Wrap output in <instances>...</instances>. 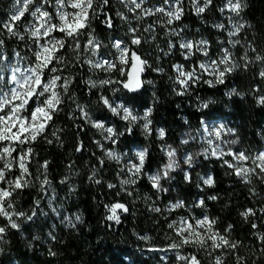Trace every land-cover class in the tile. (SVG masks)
<instances>
[{
    "label": "trees",
    "instance_id": "obj_1",
    "mask_svg": "<svg viewBox=\"0 0 264 264\" xmlns=\"http://www.w3.org/2000/svg\"><path fill=\"white\" fill-rule=\"evenodd\" d=\"M244 2L247 6L237 17L228 11L223 13L219 11L225 0H213L212 6L201 15H196L191 0L184 1V15L181 21L172 27L182 29L188 40L208 41V57L197 53L189 60H185L178 46L167 55L165 53L168 50L160 53L157 46L166 45L169 40L165 28L161 29L160 24L156 25L158 31L155 33V41L148 38V42L130 46L142 58L147 59L151 67L142 74L144 84L138 91L130 92L123 88L121 83L118 85L122 87L127 102L133 108L140 112L147 108L152 109L150 117L152 131L150 135H146L144 130L135 124L131 133H128L125 131L127 123L123 128H116L117 132L124 133L116 138L118 151L123 155L125 152L130 153L137 146H144L148 149L144 171L150 175L155 174L167 162L161 148L162 142L156 135L157 128L164 129L165 140L176 150L180 165L175 171L170 172L169 178L161 181L168 191L165 194L157 193L145 177L135 186H128V190L132 192L131 196L124 192L117 195L116 193L120 191L117 172L122 165L106 158L104 150H100L95 143L94 130L87 126L82 118H77L80 115L79 111L66 97L65 103L61 105L63 111L57 113L52 122L55 128L61 129L60 141L51 136L53 129L50 126L48 138L52 139L53 143L48 144L43 139H38L32 145L34 158L29 168L33 173V186L25 188L13 197L17 211H23L28 215L35 211L36 215L32 220L23 218L18 220L20 229L9 228L4 234L0 264H127L125 257L134 260L135 264H157L153 258L144 257L152 251L143 248L144 243L139 241L138 236L150 237L149 245L156 249V253L168 249L170 243L177 237L175 232L168 228V223L176 218L173 213L165 211L155 213L151 208L155 207L154 202L159 199L157 207L165 209L167 201L173 195L181 198L185 204L181 210L183 217L201 218L207 215L216 220L215 228L221 233L231 225L228 236L231 240L240 242L236 252L244 257L246 264H264V243L256 236L257 232L264 233V213L260 212V209L264 208V181L253 177L252 182L246 184L232 174L231 169L222 166L220 160L211 156L206 159L200 154L209 146L204 148L195 144L192 147L191 144L189 149L188 144L182 143L185 135L193 137L192 135L206 122L219 125L231 121L230 129L235 130L232 139H238L240 145L235 150H246L253 156L262 152L264 105L257 101L260 96H264V78L259 76L264 64L255 62L250 64L247 70L238 68L225 77L223 84H215L214 87L203 82L211 78L205 75L200 83L192 86L184 95L176 94L174 88L178 86L174 85L171 79L175 76L173 64H183L186 69H190L193 64L204 62L206 59H217L221 49L225 47L229 48L240 64L244 63L241 60L245 51L244 45L251 44L256 48V53L264 55V0ZM6 5L8 8V0H0V21L3 12L4 15L6 13L5 8L3 9ZM118 6V2L109 0V4L104 6L98 18L93 21L94 35L103 42L116 37L122 39L123 25L117 17ZM105 13L112 17V28L106 27L103 23ZM229 16L236 22H246L250 27L246 26L237 37H229L227 34L231 30ZM4 17L8 19L7 16ZM155 21H161L160 15L136 21L134 26L139 27L141 32L147 23L152 24ZM219 23H223L225 29L216 28L215 25ZM18 27L22 30L23 23L20 22ZM140 32L137 35H140ZM0 39L5 41L3 48L5 55L10 57L14 52H19L23 57H30L27 52V38L25 41L9 38L6 31L0 29ZM229 39H239L241 44L233 48L228 43ZM247 51L249 57L256 55L250 48ZM68 58L71 59V53H68ZM155 68H163L164 71L162 73L153 71ZM63 74L75 77L69 94L74 93L76 101L91 114L100 111L99 119L110 123L113 116L101 106L98 95L100 89L98 87L90 89L86 83L88 76L83 67L65 68ZM147 81H152V86H148ZM205 103L208 104L207 108L202 107ZM81 143L83 148L77 151V146ZM189 154L193 156L191 166L184 162V157ZM100 159L104 160L103 166L99 163ZM44 161L49 162L47 176L51 185L46 191L41 192L35 176L38 175L39 165ZM93 170L97 172L96 179L101 183L97 184L89 179ZM185 173L191 177L190 181L185 180ZM14 174L10 173L9 176ZM66 176L67 182L61 183ZM207 176L214 178V186L203 184L201 178ZM120 178H124L123 173L120 174ZM109 183L116 184L117 187L109 189L107 187ZM252 189H255V194L252 193ZM212 196H216L217 199H210ZM199 199L204 201L203 206H197ZM36 201H39V204ZM117 201L129 208V212L121 214L119 224L106 219L109 212L105 206ZM53 208L57 209L59 216L52 211ZM247 208L256 210V215L247 219L242 217L240 213ZM77 215L81 217V221L76 222L75 228L68 227L67 221L61 222L66 216L75 222ZM6 223V220L0 217V226ZM252 223L257 224L256 229L251 227ZM52 236L55 239H52ZM181 252L185 255L195 252V249ZM197 254L202 264H212L213 257L207 256L203 251ZM217 254L220 253L213 255ZM223 260L224 264H236L230 250L223 253Z\"/></svg>",
    "mask_w": 264,
    "mask_h": 264
},
{
    "label": "snow or ice",
    "instance_id": "obj_2",
    "mask_svg": "<svg viewBox=\"0 0 264 264\" xmlns=\"http://www.w3.org/2000/svg\"><path fill=\"white\" fill-rule=\"evenodd\" d=\"M129 13H132L136 21L144 18L162 15L167 17L166 21H155L143 28V32L149 33L152 41L156 39V25L167 28L166 35L180 37L182 29H174L170 26L182 19L185 8L184 0H164V6L146 7V0H120ZM109 4V0H14L13 9L8 16L7 21L0 22V29L7 32L9 38H15L19 41L29 43L31 58L23 57L19 52H14L13 58L7 56L3 52L5 46L4 39H0V217L6 220L4 226H0V240L9 228L19 230L21 225L17 221L20 219L32 220L36 215L35 211L31 215L23 211L16 210V204L13 199L14 195L22 192L25 188L33 186V173L30 171L29 165L34 158V149L32 145L38 139H43L46 143H53L48 138L51 130V136L60 141L59 132L61 129L55 128L53 125L54 116L63 111L61 105L65 103V98L75 104L79 111V117L85 119L93 127L99 129L105 140L116 142L119 135L123 132H117L113 127H105L103 122L92 121L85 107L79 104L75 99V94H69V89L74 82L73 75H64V69L68 67H83L88 65L89 70L99 69L104 72L118 71L125 79L122 81H113L111 78L95 81L89 79L86 83L91 88L109 85L111 83H121L123 88L130 92L138 91L144 84L141 79L142 74L147 68L151 67L149 61L142 58L137 51L130 46H139L142 42H148V38L137 35L140 32L139 27H132L129 17L123 12H117V16L124 22L129 24L128 33L130 40L126 43L123 40H116L112 47L118 52L117 60L109 59H93L99 53L102 47L101 42L94 35L93 21L98 18L104 6ZM213 0H191L192 8L196 15L203 14L210 6ZM244 0H225L223 7H220L221 13L228 11L239 17L246 7ZM51 9V11H49ZM31 18L28 22L25 18ZM231 24V30L228 31L229 37H237L241 31L247 26L246 22H236L231 16L228 17ZM23 23V30L18 27L19 22ZM106 27L112 28V17L105 13L103 21ZM218 29H225L223 23L215 25ZM59 34V35H58ZM81 37H84L83 44ZM229 44L235 48L241 44L239 39H229ZM158 47V46H157ZM177 47L171 39L168 41L167 48L169 54L172 49ZM178 47L182 51L185 60H189L197 53L208 57L209 42L206 40H184L178 41ZM245 51L241 56L243 64L236 61L233 53L229 48H222L217 59H209L207 62H198L193 64L190 69H186L183 64H173L172 68L175 72L173 79L174 88L177 95H184L192 86L201 82L205 75L211 77L203 80L210 87L215 84H223L225 77L238 68L248 69L249 65L255 62L264 64V55L256 53V48L251 44L244 45ZM251 49L256 53L254 57H249L247 49ZM163 52V49H160ZM71 53V59L68 58ZM28 61L25 63V61ZM117 64L120 67H117ZM153 71L162 73L163 68H155ZM259 76L264 78V68L259 71ZM151 84L152 81H147ZM258 90V89H257ZM235 93V89H233ZM231 94V93H230ZM100 100L113 115L119 116L121 120L127 122L126 132L131 133L132 127L143 121L141 125L146 135L151 134L150 119L152 109L148 108L143 115H137L133 109L125 106L123 103L113 104L106 96H101ZM264 105V96H260L257 101ZM207 108L208 104L202 105ZM203 125V122H201ZM206 133V142L208 148L203 153L207 159L209 156L215 157L222 162V166L232 170V174L239 177L244 183L250 184L252 178L256 177L264 181V151L256 155H250L246 150L235 151L230 145L238 143V139L224 140V135H235V130L226 129L223 124L219 127L209 130L207 125H203ZM160 139L165 137L164 129H158ZM194 139V138H193ZM187 139L182 143L187 144ZM218 142V143H217ZM98 147L104 150V155L108 160L115 161L122 166L117 172L119 178L120 192L126 193L128 196L132 192L128 190V186H135L141 179H146L151 187L159 192H167L161 181L170 176V172L175 171L180 165L177 160L176 150L171 146H164L167 162L155 174L149 175L144 171L146 159L148 157V149H142L135 153L134 160H130L127 164L122 163V156L113 150H106L100 141H96ZM83 148L82 143L77 146V151ZM230 157L231 159H225ZM184 162L189 166L193 163L191 154L184 157ZM48 161H44L37 169L38 175L35 180L39 182L40 191H46L51 185V181L47 176ZM101 166L104 160L100 159ZM71 168V164L69 165ZM10 173H15L11 177ZM124 174V178H120V174ZM97 172L93 170L90 180L94 183H101L96 179ZM185 180L190 181L191 177L185 173ZM203 184L214 186L215 180L212 176L201 178ZM66 176L61 183H66ZM109 189L116 188L117 185L109 183ZM255 194V189L251 190ZM148 199H151L148 197ZM216 200V196L210 197ZM39 204V201H36ZM199 206L204 205V201H198ZM109 212L106 219L115 221L119 224L120 216L129 212V208L119 201L105 206ZM183 201H177L169 204L165 209L160 207H152L151 211L161 213L167 211L174 212L177 209L184 208ZM120 210V211H118ZM53 212L57 216L60 213L53 208ZM264 213V208L260 209ZM240 215L247 219L249 216H255L256 210L247 208ZM67 221V226L76 227V222L81 221L79 215L75 216V222L71 217H64L61 221ZM216 220L204 215L201 218L180 217L168 223V228L175 232L179 238L178 241H172L169 245L171 250H179L185 247L195 249V252H189L181 255L177 251V260L183 264H202L198 258V252L203 251L207 256L213 257L212 264H224L223 253L231 251L235 257L236 264H246L244 257L240 256L236 250L240 246L239 241H233L229 238L228 233L231 231L229 225L224 233L215 228ZM253 229L257 228L256 223H252ZM51 236V233H49ZM257 239L264 243V233L257 232ZM52 239H55L52 236ZM140 239L148 240L147 236H141ZM171 239V237H169ZM156 250V249H152ZM214 253H220L213 255ZM55 255V253H52Z\"/></svg>",
    "mask_w": 264,
    "mask_h": 264
},
{
    "label": "rangeland",
    "instance_id": "obj_3",
    "mask_svg": "<svg viewBox=\"0 0 264 264\" xmlns=\"http://www.w3.org/2000/svg\"><path fill=\"white\" fill-rule=\"evenodd\" d=\"M116 3L118 2V4H119V6H118V8L116 9V11L117 12H123V13H125V15H127L128 17H129V15H131V16H133V14L132 13H129L128 11H127V9L124 7V5L120 2V0H114ZM150 1V2H149ZM185 1V0H184ZM201 2H202V0H201ZM13 5H14V0H11V3H9V5H8V8H7V5L5 6V7H3V9L5 8V10H6V13H5V15H4V12H3V17L1 18L2 20L0 21V22H4V21H7L6 20V18L4 17V16H9L10 14H11V11H12V9H13ZM145 6L146 7H158V6H164V0H146V4H145ZM7 10H8V12H7ZM50 11V10H49ZM7 14V15H6ZM9 14V15H8ZM118 17V16H117ZM119 18V17H118ZM147 18H149V17H147ZM147 18H144V19H147ZM28 22H30L31 21V18H29V17H26L25 18ZM120 19V18H119ZM143 19V20H144ZM121 20V19H120ZM160 20L162 21V20H167V17H164V16H162V15H160ZM129 21L131 22V26L132 27H136V26H134V24H135V22H136V20L134 19V16L132 17V18H130L129 17ZM179 21H181V20H179ZM179 21H175L170 27L171 28H174V27H172L175 23H177V22H179ZM121 22H122V25H123V30H121L122 32H123V34H122V39L121 38H114L113 40H111V41H107V42H103L100 38H98V37H96L100 42H101V44H102V47H101V49L99 50V53H98V55L96 56V57H94L93 59H109V60H113V61H115V60H117V58H118V52H117V50L115 49V48H113L112 47V44H113V42L114 41H116V40H123V41H125L126 43L130 40V34L128 33V27H129V24L128 23H126V22H124V21H122L121 20ZM20 23V22H19ZM22 23H24V21H22ZM148 24H151V23H147L146 24V26L148 25ZM164 28L165 27H162L161 26V29H163L164 30ZM175 29V28H174ZM23 30V29H22ZM21 30V31H22ZM177 30H179V29H177ZM5 31V30H4ZM156 31H158V27L156 28ZM165 32H167V28H165ZM7 33V32H6ZM156 33V32H155ZM166 34V33H165ZM59 35V34H58ZM140 35H142V36H144V37H146V38H150V34L149 33H146V32H143V30L140 32ZM167 37H168V39L170 40H172L174 43H177V46H178V41L182 38V39H184V40H188L187 38H186V36H185V34L183 33V31L180 33V37H175V36H168V35H166ZM149 40V39H148ZM168 40V41H169ZM83 41H84V37H81V42H82V44H83ZM29 43H30V41H28V48H27V52H28V54L30 55V57H27V58H31V51L29 50ZM168 44V43H167ZM167 44L166 45H159L158 46V48H159V50L160 49H163V50H168V48L166 47L165 48V46H167ZM173 50V49H172ZM160 53H162V51L160 50L159 51ZM159 53V54H160ZM11 58H13V60L15 59L14 57H13V55L12 56H10ZM207 61H209V59H206L204 62H207ZM28 61L26 60L25 61V63H27ZM117 67L119 68L120 67V65L119 64H117ZM83 70L85 71V73H87V81L89 80V79H92V80H95V81H99V80H103V79H108V78H111L113 81H121L124 77L123 76H121L120 75V73L118 72V71H112V72H104V71H101V70H99V69H94V70H89V67H88V65H84L83 66ZM147 83V82H146ZM149 84V83H148ZM148 86H152V84H149ZM98 88L100 89V91H99V93H98V95H99V97H101L102 95L103 96H106L109 100H110V102H112L114 105L115 104H119V103H123L125 106H127V107H130L131 109H133V111H134V113L135 114H137V115H143V113H144V111L146 110H144L143 112H140L139 110H137L136 108H133L132 107V105L131 104H129L128 102H127V100H126V94H125V92L123 91V89H122V87L120 86L119 87V85H118V83H111V84H109V85H104V86H98ZM92 89H96V88H92ZM105 94H107V95H105ZM101 101V100H100ZM101 106L103 107V108H105L106 110H107V112H109L110 114H111V116H113L112 117V121L110 122V123H108V121H106V120H102V119H99L100 118V116H101V113H100V111H95V113L94 114H91L90 113V111L87 109V108H85L86 109V111L88 112V114H89V116L91 117V120L92 121H99V122H103L104 123V125H105V127H113V128H123L124 127V125H125V123H127V122H125V121H123V120H121V118L119 117V116H116V115H113L112 113H111V111L106 107V106H104L103 105V103H102V101H101ZM148 109V108H147ZM115 117V118H114ZM83 121L87 124V126H89L92 130H94V132H95V134H96V139H95V143H96V141H100L101 142V144H103V148L104 149H106V150H113V151H115L116 153H119L120 154V152L118 151L119 149H118V146H117V142H115V143H112L110 140H105L104 138H103V135L101 134V131L99 130V129H96L95 127H93L92 126V124H90V123H88L85 119H83ZM143 124V121H140L139 123H137V125L138 126H140L141 127V125ZM205 125H207L208 126V128H209V130H212L213 128H216V127H219V125H217V124H213L212 122H206V124ZM224 126H225V128L226 129H230L231 127L230 126H232V122L231 121H227V122H225L224 124H223ZM151 126H152V124H151ZM142 128V127H141ZM158 129H161V128H157V130H156V135H157V139L159 140V141H161L162 143H161V148L163 149L164 148V146H170V144L169 143H167L166 142V140H165V137L163 138V139H160L159 138V135H158ZM117 130V129H116ZM193 137H191V136H187V135H185V138H184V140L185 139H187L189 142L187 143L188 144V148L190 149V145L192 144V147L193 146H195V144L197 145V146H202V147H204V148H206V146H208V144H207V142H206V139H205V137H206V133L204 132V130H203V127L202 128H200L194 135H192ZM232 137H233V135H224L223 136V139L224 140H228V141H230V140H233L232 139ZM194 138V139H193ZM218 143V142H217ZM185 144V143H184ZM232 148H233V150H235V148H237L238 146H240L238 143L237 144H235V145H230ZM191 147V148H192ZM99 149L100 150H102L100 147H99ZM142 149H145V147L144 146H137V147H135V148H133V150L130 152V153H128V152H125L123 155H121L122 156V163H128L130 160H134V156H135V153L137 152V151H139V150H142ZM236 151V150H235ZM264 151V150H263ZM163 152H164V154H165V151L163 150ZM125 157L127 158L126 160H125ZM107 158V157H106ZM113 162H115V161H113ZM173 172V171H172ZM150 175V174H149ZM163 194H165V192H163ZM173 198H174V201H173ZM177 201H181V198H179V197H176V196H172L168 201H167V205L165 206V208L169 205V204H174L175 202H177ZM198 201H200V199L198 200ZM198 201H197V206H199L198 205ZM158 202H159V199L156 201V202H154V206L155 207H157L158 206ZM200 207V206H199ZM183 208H181V209H177V210H175L174 212H171V213H173L174 214V218H176L175 220H178L180 217H183V215H182V210ZM165 212H167V211H165ZM167 213H169V212H167ZM142 236V235H141ZM140 235L138 236V238H139V241L141 242V243H144V244H146V245H144L143 244V248H146L148 251H152L151 253H149L148 255H146L145 257H149V258H153V260L154 261H156V263L157 264H183V262H180V261H178L177 260V251H179V253L181 254V255H184L181 251H183V250H188V249H192V248H189V247H185V248H182V249H179V250H171V249H169V247H168V249L167 250H163V251H161V252H158V253H156V251L155 250H152V249H154L153 247H151L152 245H149V242H150V239H148V240H142V239H140V237H141ZM150 238V237H149ZM179 240V238L178 237H176V239L174 240V241H178ZM1 243H2V240H0V254H1ZM194 250V249H193ZM196 251V250H195ZM127 264H128V262H126Z\"/></svg>",
    "mask_w": 264,
    "mask_h": 264
},
{
    "label": "bare ground",
    "instance_id": "obj_4",
    "mask_svg": "<svg viewBox=\"0 0 264 264\" xmlns=\"http://www.w3.org/2000/svg\"><path fill=\"white\" fill-rule=\"evenodd\" d=\"M125 261L128 262V263L135 264V263H134V260H131V259L128 258V257H125Z\"/></svg>",
    "mask_w": 264,
    "mask_h": 264
},
{
    "label": "built area",
    "instance_id": "obj_5",
    "mask_svg": "<svg viewBox=\"0 0 264 264\" xmlns=\"http://www.w3.org/2000/svg\"><path fill=\"white\" fill-rule=\"evenodd\" d=\"M144 236H146V235H144ZM146 255H144V257H145ZM145 258H148V257H145Z\"/></svg>",
    "mask_w": 264,
    "mask_h": 264
},
{
    "label": "flooded vegetation",
    "instance_id": "obj_6",
    "mask_svg": "<svg viewBox=\"0 0 264 264\" xmlns=\"http://www.w3.org/2000/svg\"><path fill=\"white\" fill-rule=\"evenodd\" d=\"M9 1V3H11V0H8Z\"/></svg>",
    "mask_w": 264,
    "mask_h": 264
}]
</instances>
